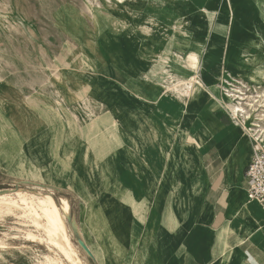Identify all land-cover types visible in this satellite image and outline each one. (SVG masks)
<instances>
[{"label":"rangeland","instance_id":"obj_1","mask_svg":"<svg viewBox=\"0 0 264 264\" xmlns=\"http://www.w3.org/2000/svg\"><path fill=\"white\" fill-rule=\"evenodd\" d=\"M217 1L209 11L207 0H0V190L17 185L28 200L49 193L61 210L66 198V225L84 264L97 263L79 246L82 235L102 264L139 263L135 234L127 235L135 211L112 184L103 149L111 139L87 129L112 109L111 78L120 75L119 87L133 98L138 85L127 65L143 61L145 79L161 87L168 109L183 108L167 113L174 123L168 143L182 126V148H199L206 160L213 140L200 122L205 109L227 110L223 87L238 86L256 100L264 92V69L258 71L264 41L241 51L247 65L239 73L223 65L227 52L219 40L209 48V27L227 24L225 0ZM146 103L158 109L159 97ZM34 220L28 210L0 203V264H69ZM135 228L141 233L142 226Z\"/></svg>","mask_w":264,"mask_h":264},{"label":"crops","instance_id":"obj_2","mask_svg":"<svg viewBox=\"0 0 264 264\" xmlns=\"http://www.w3.org/2000/svg\"><path fill=\"white\" fill-rule=\"evenodd\" d=\"M207 1L213 5L209 11L218 5L217 0ZM225 5L222 16L227 24L209 27V48L219 40L227 52L223 65L239 73L247 65L241 51L260 48L257 44L264 41V0H225ZM145 68L140 60L127 65L128 76L138 85L133 98H126L119 87L120 75L111 78L112 109H105L99 125L87 126L95 135L103 131L104 142L111 139L103 149L109 152L112 184L126 193L129 210L135 211L134 219L129 214L127 235L135 234L136 262L264 264V233L257 225L264 210L254 201L258 206L248 214L245 171L251 156L248 159L238 126L226 109H205L200 124L212 136L211 160L199 148H182V126L168 143V127L174 123L167 113L177 116L183 108L168 109L161 87L153 89L145 79ZM102 91L109 89L104 86ZM156 96L158 109H152L146 101ZM133 224L142 226L141 233L131 229ZM128 248L131 258L132 244Z\"/></svg>","mask_w":264,"mask_h":264},{"label":"bare ground","instance_id":"obj_3","mask_svg":"<svg viewBox=\"0 0 264 264\" xmlns=\"http://www.w3.org/2000/svg\"><path fill=\"white\" fill-rule=\"evenodd\" d=\"M210 14L212 15V12ZM263 69L264 64L261 65V63H259L258 71L263 73ZM196 83L201 86L199 81ZM168 87H170V85ZM222 91L224 95V105L230 113L233 123L238 126V130L241 132L242 143L249 159V156L252 155L253 148V143L251 144L250 140H252L253 137L260 138L262 135H264V92H261L260 95H258L259 99L256 100L255 97L257 96L244 97L242 95L241 88L238 86L228 84L227 88L223 87ZM245 123H247V125H245ZM9 191L11 190L7 189L6 192H0V203H3L4 205H14L28 210V212L33 215V218H35V223L37 222V225L41 226L42 228H40L45 230L43 232L48 235V238L51 241L50 243H52L60 251V253L63 254V258H65L69 264H84L82 257L79 255V250L75 247L70 239L69 230L66 225L65 218L69 219L70 217V215L66 216V214L69 212V202L66 198H61L60 200L62 208L61 210L49 193H42V196L40 197H34L31 195L28 200V198L25 196L27 192L21 189H13L19 198V200H14L12 197L6 195L9 193ZM247 207L248 214H250L255 208H257V204L254 201H248ZM252 217L254 218L253 215ZM42 218L45 219V222L39 221ZM257 225L260 231L264 233V216L263 220H259ZM75 228L77 229L78 233H81L80 228ZM82 240L90 250L92 256L97 260L98 264H102L101 257L96 251L93 250L83 235ZM4 246L5 244L0 241V247ZM58 259L59 258H57V260Z\"/></svg>","mask_w":264,"mask_h":264},{"label":"built area","instance_id":"obj_4","mask_svg":"<svg viewBox=\"0 0 264 264\" xmlns=\"http://www.w3.org/2000/svg\"><path fill=\"white\" fill-rule=\"evenodd\" d=\"M252 140V156L245 171L246 195L249 201H256L264 210V135Z\"/></svg>","mask_w":264,"mask_h":264},{"label":"water","instance_id":"obj_5","mask_svg":"<svg viewBox=\"0 0 264 264\" xmlns=\"http://www.w3.org/2000/svg\"><path fill=\"white\" fill-rule=\"evenodd\" d=\"M17 185H15L13 188H7V189H16ZM7 189H1L0 192L7 190ZM70 218V217H69ZM79 246L86 252L87 255H89L90 257H93L90 250L88 249V247L85 245V243L83 242L82 239H78L77 240Z\"/></svg>","mask_w":264,"mask_h":264}]
</instances>
